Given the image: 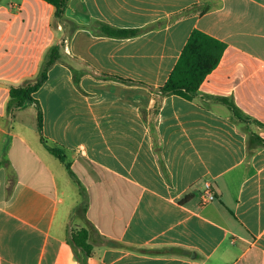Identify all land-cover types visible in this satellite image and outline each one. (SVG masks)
<instances>
[{"label": "crops", "instance_id": "obj_1", "mask_svg": "<svg viewBox=\"0 0 264 264\" xmlns=\"http://www.w3.org/2000/svg\"><path fill=\"white\" fill-rule=\"evenodd\" d=\"M54 10L0 0V264H79L67 242L75 180L41 143L37 105L6 109L53 43L132 80L85 74L78 87L57 61L33 93L43 134L69 150L89 198L87 264H264V146L249 135L264 139V0H68L73 32L52 24ZM95 20L134 32L95 34ZM194 28L226 44L221 59L195 98L164 94ZM212 96L263 124H237ZM205 181L216 198L202 203Z\"/></svg>", "mask_w": 264, "mask_h": 264}, {"label": "trees", "instance_id": "obj_2", "mask_svg": "<svg viewBox=\"0 0 264 264\" xmlns=\"http://www.w3.org/2000/svg\"><path fill=\"white\" fill-rule=\"evenodd\" d=\"M46 1L51 3L55 8L52 22L54 26H57L58 23L64 24L69 27L71 32L81 26L79 23L66 16L65 10L68 0ZM87 27H89V29L95 34H105L110 36H126L134 32L129 29L114 27L99 20L93 21V23L87 25ZM225 47L226 44L223 41L201 31L198 28H194L191 31L166 82L162 87H160L161 92L164 94L175 93L187 99L195 98L198 95L199 87L206 75L218 65ZM57 61L63 62L71 69L75 84L78 87H80L81 77L85 74H90L97 79H116L125 82H130L132 80L125 79L117 75L96 73L87 63H84L75 57L65 55L59 43H53L44 52L35 77L26 79L19 85L12 86L10 88L9 99L6 104L7 111L23 108L31 103H35L37 105V129L40 135L41 143L64 164L65 168L79 185L82 200L74 207L73 212L84 221L86 226H78L75 228H71L70 226L67 227V242L75 252L79 264H87V259L91 255L96 241V239H93L94 227L89 224V220L86 216L89 206V198L84 185L71 168L69 150L64 146L51 142L43 134L42 110L37 100L33 97V93L47 79L49 68ZM212 98L228 106L232 118L237 124L250 122H254L259 125L263 124L262 122L245 114L234 103L232 98L225 96H212ZM151 130L155 137V149L159 152L160 145L157 140L154 125H151ZM249 135L252 139L264 146V139L258 134L250 132ZM162 167L165 168L163 162ZM10 193L11 188L7 187V197ZM103 242L108 243L110 241L105 239ZM77 250L82 252V257L79 255ZM146 252L154 253L157 251L146 250Z\"/></svg>", "mask_w": 264, "mask_h": 264}, {"label": "rangeland", "instance_id": "obj_3", "mask_svg": "<svg viewBox=\"0 0 264 264\" xmlns=\"http://www.w3.org/2000/svg\"><path fill=\"white\" fill-rule=\"evenodd\" d=\"M67 191L71 193L69 195L67 204L68 203L71 204L72 205V208H73V206L75 207L78 202L79 203L81 202V201H79L80 199L82 200V198H81L82 197V194H81L80 187H79V185L76 182H72V184L70 186V189H67ZM71 215H72V213H71ZM76 215L77 214L72 215L71 216V220L69 221L71 228L78 227V225L76 223L79 220H81V218L76 217ZM69 247H71L70 244H69Z\"/></svg>", "mask_w": 264, "mask_h": 264}, {"label": "built area", "instance_id": "obj_4", "mask_svg": "<svg viewBox=\"0 0 264 264\" xmlns=\"http://www.w3.org/2000/svg\"><path fill=\"white\" fill-rule=\"evenodd\" d=\"M68 41V38L65 39ZM216 198L215 192L213 190L212 184L209 181H205L203 184V189L201 192V202L207 203L213 201Z\"/></svg>", "mask_w": 264, "mask_h": 264}]
</instances>
